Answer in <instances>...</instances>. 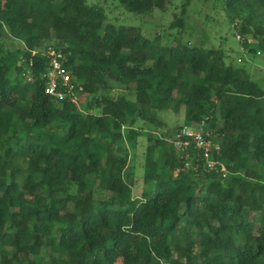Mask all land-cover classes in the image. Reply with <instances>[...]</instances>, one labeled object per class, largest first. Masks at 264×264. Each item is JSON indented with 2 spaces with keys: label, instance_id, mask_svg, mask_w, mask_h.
<instances>
[{
  "label": "trees",
  "instance_id": "16d2710c",
  "mask_svg": "<svg viewBox=\"0 0 264 264\" xmlns=\"http://www.w3.org/2000/svg\"><path fill=\"white\" fill-rule=\"evenodd\" d=\"M114 2L170 19L146 33L87 0H0V264H264V84L245 57L264 53V0H199L192 16L194 0ZM49 47L77 101L45 93ZM185 125L216 136L226 171L176 149Z\"/></svg>",
  "mask_w": 264,
  "mask_h": 264
},
{
  "label": "rangeland",
  "instance_id": "374dc122",
  "mask_svg": "<svg viewBox=\"0 0 264 264\" xmlns=\"http://www.w3.org/2000/svg\"><path fill=\"white\" fill-rule=\"evenodd\" d=\"M115 0H87V3L89 4H100L102 5L110 19L117 23H130V24H135L139 25L144 29V32L146 33H153L154 32V24L152 25V18L159 20V21H166L168 22L170 19V14L169 13H163L160 9H155L151 16H146V15H136V14H131L125 10H123L120 7L115 6ZM199 0H194L193 4L190 6L189 9V15L192 16V12L194 8L197 6V2ZM115 6V7H114ZM212 3L208 4L207 7L202 8L204 11H209L211 10ZM197 18V17H196ZM227 28V27H226ZM226 36L225 44L226 47L232 48L235 50L234 55L236 57L244 56L246 55L245 52H243L241 42L243 39V35L240 33L239 30L235 31L234 29H225L223 31ZM199 36L197 32H194L193 37L196 38ZM212 41H216L212 38ZM247 57L246 64L249 67L251 71H256L255 72V79L258 80L260 83L264 84V53H259L256 55L250 54ZM261 71L260 73L257 72ZM259 74V75H256ZM261 74V78L259 77ZM23 101L24 97L21 98V101L19 103V107L23 106ZM162 118L167 121L168 125L170 127H173L176 124H183L184 123V111L179 115H175L172 112L169 113H162ZM195 126V125H191ZM147 139L146 137H140L139 142L137 144V150H130V165L126 170V174L131 173V176L129 178L130 181H134V186L136 188V192L140 193L141 188L143 186V169H142V164L144 163V151L146 150L147 146Z\"/></svg>",
  "mask_w": 264,
  "mask_h": 264
},
{
  "label": "built area",
  "instance_id": "2783aa9c",
  "mask_svg": "<svg viewBox=\"0 0 264 264\" xmlns=\"http://www.w3.org/2000/svg\"><path fill=\"white\" fill-rule=\"evenodd\" d=\"M46 54L49 57V67L43 74L45 93L59 100L69 97L77 101L76 91L77 89L83 90V87L73 81L71 71L64 64L65 56L63 52L49 47ZM215 137L211 131L203 127L185 125L176 133L173 144L176 149L184 152L193 148L205 160L206 169L218 170L220 167L221 171H226L225 164L215 157L221 150V143ZM199 166L200 164L194 163L192 155L188 153L185 167L196 170Z\"/></svg>",
  "mask_w": 264,
  "mask_h": 264
}]
</instances>
